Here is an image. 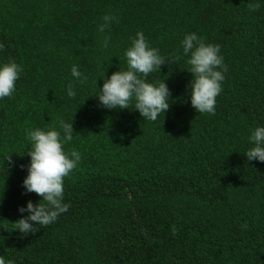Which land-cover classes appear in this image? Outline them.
I'll list each match as a JSON object with an SVG mask.
<instances>
[{"label":"trees","instance_id":"trees-1","mask_svg":"<svg viewBox=\"0 0 264 264\" xmlns=\"http://www.w3.org/2000/svg\"><path fill=\"white\" fill-rule=\"evenodd\" d=\"M106 13L117 19L99 33ZM137 31L174 58L147 77L171 91L156 121L94 97L126 67ZM188 32L221 45L227 71L214 114L190 103ZM0 43V62L23 66L0 99V255L15 264H264V162L243 154L250 129L264 125V0H0ZM58 119L73 120L65 148L81 154L64 179L70 207L21 234L18 207L41 199L22 187L25 130Z\"/></svg>","mask_w":264,"mask_h":264},{"label":"clouds","instance_id":"clouds-1","mask_svg":"<svg viewBox=\"0 0 264 264\" xmlns=\"http://www.w3.org/2000/svg\"><path fill=\"white\" fill-rule=\"evenodd\" d=\"M258 7L259 4L254 6ZM116 19L112 13H106L102 17L103 23L97 25V31L104 33ZM129 39L130 43L123 53L126 67H119L107 78H104V73L101 77L104 78L103 85L94 97L98 100V106L104 109H129L131 104L144 120L156 121L160 114L165 115L169 109L171 91L166 79L150 81L147 77L150 73L160 72L161 66L166 62L172 63L174 58L172 55H162L159 48L151 45L143 31H137ZM110 41L111 37L105 35L102 46L108 48ZM180 46L187 58V70L192 73L188 84L191 106L196 112L214 114L216 97L222 92L227 71L221 45L206 43L196 32H188L184 34ZM3 48L4 44L0 43V50ZM22 71V64L13 58L0 62V99L13 95ZM70 72L80 83L87 80L75 64ZM67 96H76L71 82L67 85ZM73 133V120L64 119H58L53 126L25 130V139L30 144L26 155L30 161L22 187L24 193L34 192L41 199L36 203L28 200L25 205L18 207L17 211L22 215L13 222V230L21 234L35 233L37 225H50L69 209L70 205L64 202V179L81 160L78 150L65 148L72 141ZM248 140L250 146L243 153L247 161L264 162V125L250 129ZM10 160L11 156L6 157V161ZM0 264H15V261L0 255Z\"/></svg>","mask_w":264,"mask_h":264}]
</instances>
